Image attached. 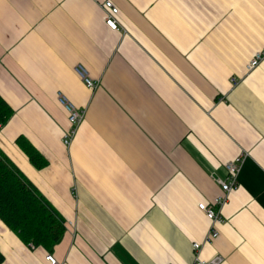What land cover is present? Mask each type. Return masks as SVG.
<instances>
[{
	"label": "crops",
	"instance_id": "0c3cea01",
	"mask_svg": "<svg viewBox=\"0 0 264 264\" xmlns=\"http://www.w3.org/2000/svg\"><path fill=\"white\" fill-rule=\"evenodd\" d=\"M262 51L264 0H0V96L13 110L0 151L65 221L46 250L0 220V264H192L210 227L198 204L241 153L201 257L264 264V58L247 69ZM60 93L84 111L69 147Z\"/></svg>",
	"mask_w": 264,
	"mask_h": 264
},
{
	"label": "trees",
	"instance_id": "16d2710c",
	"mask_svg": "<svg viewBox=\"0 0 264 264\" xmlns=\"http://www.w3.org/2000/svg\"><path fill=\"white\" fill-rule=\"evenodd\" d=\"M12 113V108L0 96V128ZM15 144L36 169L47 165V161L24 137H18ZM0 220L24 244L46 250L58 244L65 233L64 219L1 151Z\"/></svg>",
	"mask_w": 264,
	"mask_h": 264
},
{
	"label": "built area",
	"instance_id": "2783aa9c",
	"mask_svg": "<svg viewBox=\"0 0 264 264\" xmlns=\"http://www.w3.org/2000/svg\"><path fill=\"white\" fill-rule=\"evenodd\" d=\"M104 8L106 11V25L112 30H117L118 25L114 19V15L118 12V9L114 7L111 2H106ZM263 58V51L256 53L247 65L248 71H251L255 67H257L263 60ZM74 72L88 89H95L99 85L98 81L90 77L88 70L84 66L79 64L75 65ZM233 83L235 84L236 81L233 80ZM57 98L58 102L67 113L69 128L63 135V143L66 147H69L72 143L78 125L82 122L84 118V111L74 106L61 93L58 94ZM244 158L245 155L241 153L234 159L227 161L224 165L227 172V177L224 180H218V185L220 187L219 195H217L211 203L198 204V210L206 216V218L210 222V227L206 237H204L202 242L192 243V248L194 251V259L192 264H222L224 261L223 257L220 255H216L209 260H205L201 257V250L204 245L214 242V240H216L219 236V233L216 229V225L224 222V219L221 216V209L227 202L230 193L238 186L237 177L240 172ZM30 246L33 247L32 245ZM46 259L50 263L55 264V259L52 256L48 255Z\"/></svg>",
	"mask_w": 264,
	"mask_h": 264
}]
</instances>
